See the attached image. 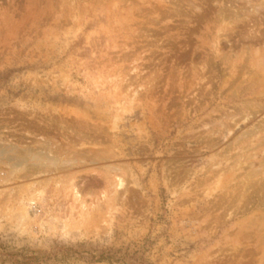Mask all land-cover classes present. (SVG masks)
<instances>
[{
  "label": "rangeland",
  "instance_id": "rangeland-1",
  "mask_svg": "<svg viewBox=\"0 0 264 264\" xmlns=\"http://www.w3.org/2000/svg\"><path fill=\"white\" fill-rule=\"evenodd\" d=\"M61 246L264 264V0H0V254Z\"/></svg>",
  "mask_w": 264,
  "mask_h": 264
},
{
  "label": "trees",
  "instance_id": "trees-1",
  "mask_svg": "<svg viewBox=\"0 0 264 264\" xmlns=\"http://www.w3.org/2000/svg\"><path fill=\"white\" fill-rule=\"evenodd\" d=\"M3 256L0 254V264H43L49 259L53 261H64V260H74V261H90L93 259L95 261H105L109 259V256L105 252H101L98 256L91 254L90 251H86L77 248L73 249L70 246H61L54 255L51 253L48 256L40 255L38 252H32L31 254L22 253L18 255V258H14V254H6ZM51 255V256H50ZM97 257V258H96Z\"/></svg>",
  "mask_w": 264,
  "mask_h": 264
},
{
  "label": "bare ground",
  "instance_id": "bare-ground-1",
  "mask_svg": "<svg viewBox=\"0 0 264 264\" xmlns=\"http://www.w3.org/2000/svg\"><path fill=\"white\" fill-rule=\"evenodd\" d=\"M6 151V150H5ZM33 155V154H32ZM30 156V155H29ZM28 156V157H29ZM19 156H15L13 158H17ZM27 157V158H28ZM21 159V157H20ZM23 159V158H22ZM32 159V158H31ZM33 159L34 161L36 162L37 165H42V164H47V163H54V161L56 162V160L54 159H51V158H48L47 156L46 157H43V156H40V155H34L33 156Z\"/></svg>",
  "mask_w": 264,
  "mask_h": 264
}]
</instances>
